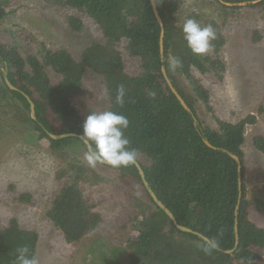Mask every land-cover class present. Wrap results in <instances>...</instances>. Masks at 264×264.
Listing matches in <instances>:
<instances>
[{"label":"trees","instance_id":"1","mask_svg":"<svg viewBox=\"0 0 264 264\" xmlns=\"http://www.w3.org/2000/svg\"><path fill=\"white\" fill-rule=\"evenodd\" d=\"M12 1L0 0V21ZM43 1L45 8L60 12L72 32H81L87 24L95 33L94 40L82 46L77 55L65 46L48 49L40 43L37 55L23 58L17 47L0 43V113L12 122L10 131L19 127L25 138L31 132V137L43 146V141L48 142L50 154L59 164L58 194L46 212L56 232L54 243L80 245L84 261L89 253L97 255V261L91 264H264L257 251L264 249V229L250 218L244 180L245 131L256 125V117L248 115L230 123L212 115L213 125L202 120L203 109L211 114L214 111L211 93L197 77L198 73L213 81L223 80L226 65L220 54L227 43L225 27L236 21L242 10L259 9L258 16L264 19V0L258 4H251L258 0H221L246 4L241 7L205 0L215 18L204 19L190 12L186 19L193 18L202 26L210 24L217 33L213 50L204 57L194 56L187 46L183 24L177 22L178 0H155L165 30L163 55L162 29L150 0ZM68 9L74 13L70 10L64 14ZM262 39V32L250 31L251 43ZM177 59L181 66L173 67ZM163 67L193 115L171 91ZM6 76L17 90L9 89ZM90 76L102 78L105 85L107 97L101 111L118 112L130 121L125 135L130 147L139 152L137 162L157 198L179 225L209 242L176 228L152 200L135 165L124 169L107 165L92 168L83 158L87 147L82 140H54L49 136L82 135V125L89 114H82L78 99L85 78ZM119 85L126 89L123 108L115 103ZM26 96L35 104V120ZM8 134L0 123V137ZM205 140L215 149L208 147ZM77 144L83 155L68 149ZM252 145L264 153L263 133L252 137ZM228 153L237 156L242 165L241 199L238 164ZM101 169L110 170L115 178H108ZM32 199L28 191L14 197L20 205L32 204ZM109 203L131 209L118 218L120 221L117 219L118 228L126 236L118 234L116 240L103 234ZM256 206L254 210L259 211L261 202L257 199ZM39 237L36 231L10 220L0 228V264H14L17 249L23 246L37 254ZM211 243H215V249L206 252Z\"/></svg>","mask_w":264,"mask_h":264},{"label":"rangeland","instance_id":"2","mask_svg":"<svg viewBox=\"0 0 264 264\" xmlns=\"http://www.w3.org/2000/svg\"><path fill=\"white\" fill-rule=\"evenodd\" d=\"M178 1L179 25L184 23L190 12L201 14L204 19L213 16L212 7L206 5L205 0ZM43 2L13 0L0 21V43L17 47L23 58H27L38 54L40 43H44L48 49L65 46L77 55L82 46L94 40V30H89L87 24L81 32H72L60 12L55 11V8H45L46 4ZM70 10L63 13H70ZM258 10L238 12L237 20L225 27L227 43L220 54L226 65L223 80L213 81L198 73L197 77L210 91V105L214 111L211 114L203 109L202 120L213 125L212 115L230 123H237L248 115L256 117V125L246 127L245 131L247 141L243 147L246 156L244 180L246 198L250 201V218L259 228L264 229V153L258 152L252 145L255 134L261 132L264 135V19L259 18ZM231 20L229 18L230 22ZM255 29L262 32L263 39L253 44L250 42V31ZM106 97L102 78L86 77L78 106L83 115L100 112L104 108ZM2 122L9 134L0 137V228L15 219L21 227L39 233L37 255L40 264H91L92 260L97 261V255L91 253L84 261L80 245L74 247L64 242L54 243L56 239L53 241L56 232L47 221L46 212L58 194L56 172L59 164L50 154L48 142L43 141V146L36 137H31V132L25 138L19 127L10 131L8 126L12 122L0 113V123ZM68 149L76 155L84 154L79 144L69 146ZM85 156L86 154L83 158L87 162ZM101 170L108 178H115L110 170ZM98 172H101L100 168ZM10 186L13 187L11 190ZM24 191L33 195L32 204L20 205L14 201V197ZM256 199L261 202L260 212L254 210L257 207ZM130 211V207L120 208L109 203L106 225L103 226L106 231L103 234L115 237V240L118 234L126 236L118 228L117 219ZM257 251L264 263V249Z\"/></svg>","mask_w":264,"mask_h":264},{"label":"clouds","instance_id":"3","mask_svg":"<svg viewBox=\"0 0 264 264\" xmlns=\"http://www.w3.org/2000/svg\"><path fill=\"white\" fill-rule=\"evenodd\" d=\"M182 32L188 48L194 56L204 57L213 50V41L217 39L216 30L212 25L202 26L197 20L188 18L184 21ZM181 66L180 60H175L173 67ZM126 89L119 85L116 90L115 103L121 108L125 104ZM130 126L128 118L118 112L105 110L91 112L82 125V139L87 152V164L95 168L97 165H107L114 169H124L134 166L139 159V152L130 147V140L125 135ZM215 243L209 244L206 252L215 249ZM14 264H40L37 254L27 246L17 249Z\"/></svg>","mask_w":264,"mask_h":264},{"label":"water","instance_id":"4","mask_svg":"<svg viewBox=\"0 0 264 264\" xmlns=\"http://www.w3.org/2000/svg\"><path fill=\"white\" fill-rule=\"evenodd\" d=\"M221 3H223L224 5L228 6V7H233V6H245V3H240V4H231V3H225L221 0H219ZM262 0H258V1H254L251 4H258L260 3ZM151 3V7H152V11L155 15V18L158 22V24L161 26V35H160V47H161V53L163 55L164 52V37H165V30H164V25H163V21L162 18L159 14V11L157 9V4L155 0H150ZM162 73L163 76L168 84V86L170 87L171 91L173 92V94L176 96V98L178 99V101L180 102L181 106L191 115H193L192 110L190 109V107L187 105V103L185 102V100L179 95V93L177 92V90L174 88L173 84L171 83L170 79L168 78L167 74H166V70L165 67L162 68ZM5 82L6 85L9 87V89L11 90H17L9 81V79L7 78V76L5 77ZM29 104H30V111H31V116L32 118L35 120V104L32 102V100L26 96ZM194 121L196 123V125H198L197 120L195 119V117L193 116ZM49 136L54 139V140H60V139H64V138H69V137H77L80 140L83 141V143L85 144L84 140L82 139V137L80 135L77 134H64V135H53L49 133ZM205 144L210 147V148H214L207 140H205ZM86 145V144H85ZM215 149V148H214ZM228 156H230L231 158H233L237 164H238V187H239V199H241V195H242V179H243V175H242V165L240 163V160L237 156L233 155L232 153H228ZM139 175L143 181V184L147 190V192L149 193V195L151 196L152 200L154 201V203L169 217V219L174 223V225L176 226V228L182 232H186V233H193L196 235H199L198 233L192 231L191 229H188L184 226H181L177 223L174 215L170 212L169 209H167V207L157 198L156 194L153 192V190L150 188L149 183L146 181L145 178V173L143 168L141 167V165L137 162L135 164ZM239 207H237V211H238ZM201 236V235H199ZM205 241L209 242V240L203 236H201ZM235 239H236V247L238 246L239 243V236H238V222L236 220L235 222ZM232 252V251H231Z\"/></svg>","mask_w":264,"mask_h":264}]
</instances>
